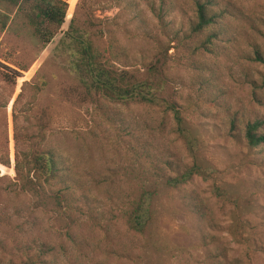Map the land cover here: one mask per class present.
<instances>
[{
	"label": "rangeland",
	"instance_id": "rangeland-1",
	"mask_svg": "<svg viewBox=\"0 0 264 264\" xmlns=\"http://www.w3.org/2000/svg\"><path fill=\"white\" fill-rule=\"evenodd\" d=\"M214 1L226 11L209 27L216 37L192 29V0L167 2L162 20L152 10L160 0H68L65 24L43 46L0 0L7 15L0 19V135L6 131L11 163L0 165V175L15 177L16 150L51 146L88 196L65 203L50 193L2 192L0 206L19 214L11 226L0 225L1 264H21L15 243L32 239L54 247L46 260L55 264H264V144L244 139L248 122H262L264 132V0ZM72 17L124 82L149 81L157 96L176 103L199 141L194 160L212 169L210 176L164 185L163 161H193L172 132V114L88 93L65 38ZM6 75L19 76L13 82ZM153 186L154 220L140 236L125 214ZM214 186L226 196L215 195Z\"/></svg>",
	"mask_w": 264,
	"mask_h": 264
},
{
	"label": "trees",
	"instance_id": "trees-1",
	"mask_svg": "<svg viewBox=\"0 0 264 264\" xmlns=\"http://www.w3.org/2000/svg\"><path fill=\"white\" fill-rule=\"evenodd\" d=\"M1 1L16 8L17 12L28 21L36 38L43 46L51 42L66 22L68 0ZM169 1L172 2L173 0ZM169 1L160 0L158 9L152 7L159 20H162V15L168 11ZM192 2L196 18L192 23V29L199 31L202 28H207L212 31L210 37H216L219 31H214L215 29H209V27L213 24L216 25L226 11L215 8L214 0H192ZM6 18V14L0 13L1 20ZM4 24L5 21H3ZM65 38L70 40L71 46L77 53L74 61V72L88 93L99 95L111 103L127 104L132 102L157 107L172 114V132L183 142L193 161L190 164H180L166 159L163 161V165L169 173L166 171L163 173L164 168L157 166L162 171L163 183L166 187L176 189L191 183L196 176L204 178L210 176L212 169L203 167L194 160L199 148V141L185 126L184 118L176 103L157 96L149 81L124 82V78L118 75L114 65L103 61L92 43L87 41L78 31L74 25L73 17L68 25ZM261 60L264 62L263 58ZM18 76L6 75L8 80L13 82ZM261 126L262 122L260 121L246 124L244 139L249 145L256 147L264 144V132L259 131ZM14 138L17 145V133H15ZM30 150L27 148L23 151H15L13 167L15 177L10 179L8 175H0V182L3 183L0 184V194L3 192L19 196L22 191L35 198H42L43 195L50 193L59 202L67 203L71 200L88 202L86 187L79 179L75 178L73 167L68 165L64 157L54 147H43L40 151L33 153ZM10 164L6 131H3L0 135V165L10 167ZM212 190L217 196L223 197L227 194L225 189L217 186H214ZM77 192L78 195L75 194ZM157 193V188L154 186L144 188L132 201L125 214L126 224L130 231L140 236L147 235L154 220ZM17 214H19L17 207L10 213L0 206V225L11 226L12 216ZM30 218L31 223L34 224L36 217L30 216ZM15 244L23 256L21 264H55L46 260L47 256L53 255L54 247L45 241L32 239L24 245L17 242ZM5 247V243L0 240V248L4 249Z\"/></svg>",
	"mask_w": 264,
	"mask_h": 264
}]
</instances>
